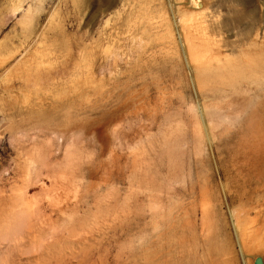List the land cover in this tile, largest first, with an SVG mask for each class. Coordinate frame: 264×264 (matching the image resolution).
I'll use <instances>...</instances> for the list:
<instances>
[{"label":"rangeland","instance_id":"374dc122","mask_svg":"<svg viewBox=\"0 0 264 264\" xmlns=\"http://www.w3.org/2000/svg\"><path fill=\"white\" fill-rule=\"evenodd\" d=\"M263 155L264 0H0V264L264 261Z\"/></svg>","mask_w":264,"mask_h":264},{"label":"bare ground","instance_id":"6f19581e","mask_svg":"<svg viewBox=\"0 0 264 264\" xmlns=\"http://www.w3.org/2000/svg\"><path fill=\"white\" fill-rule=\"evenodd\" d=\"M197 3V2H196ZM202 3V2H201ZM204 5V4H203ZM203 8L204 7H206L205 5L204 6H202ZM194 8V7H193ZM189 9H190V7H189ZM196 9V8H195ZM197 10V9H196ZM201 10H203L202 8H200L199 9V11H201ZM192 10H190V12H191ZM195 11V10H194ZM193 11V12H194ZM198 11V10H197ZM198 13H201V12H198ZM190 14H192V13H190ZM202 14V13H201ZM200 14V15H201ZM194 15H196V12H195V14H192V19L191 20H187V22L186 23H189V21L190 22H192V20H193V18L195 19V17L197 16H200L199 14H197L195 17H193ZM202 17L204 16V15H201ZM196 17V21L195 20H193V22H194V24H191V27L193 28V29H196V31H194L193 32V29L191 28L190 29V24H188L189 25V27H188V25L186 24V23H184V25L186 26L187 25V27H186V30H187V28L188 29H190L191 31H189V30H187L188 32H191V34L190 35H186V39H184V40H186V43H183V44H187L188 46H189V53H188V51H186L189 55V58H191V60H192V62H201L200 60V58H201V56L203 55V49L205 48V49H207V47H209L210 46V44L212 43V41H211V37H210V32H212V31H214V30H217V28L215 29V27H217V23L215 24L213 21H211V20H209V19H205L204 17V19H201L202 17H200V18H197ZM209 20V21H208ZM184 22H185V19L183 20ZM216 22V21H215ZM182 23V22H181ZM194 25V26H193ZM216 25V26H215ZM219 25H221V24H219ZM185 26L183 27L182 26V28H184L185 29ZM197 28H196V27ZM219 28V27H218ZM170 29V28H169ZM169 29H168V31H169ZM197 29L199 30V31H197ZM221 29V28H220ZM184 31V30H183ZM182 31V32H183ZM187 31H186V33H187ZM197 32H200V35H199V33H197ZM216 31H214V32H212V33H215ZM185 33V34H186ZM192 33L194 34V36H197V35H199L198 37H196L197 39H194V36L192 35ZM217 33H218V31H217ZM169 34H171V33H169ZM188 34V33H187ZM196 34V35H195ZM210 34V35H209ZM181 35H183V34H181ZM191 35L193 36L192 38H191ZM184 36V35H183ZM190 36V37H189ZM185 37V36H184ZM215 40V39H214ZM185 42V41H184ZM213 42H215V41H213ZM216 43V42H215ZM225 43V42H224ZM227 43V42H226ZM214 44V43H213ZM212 44V45H213ZM223 44V43H222ZM186 45V46H187ZM224 45H226V44H224ZM220 46V45H219ZM222 46V45H221ZM212 47H214V46H212ZM223 47H225V46H223ZM227 47V46H226ZM225 47V48H226ZM234 47V46H233ZM232 47V48H233ZM239 47V46H238ZM216 48V47H215ZM252 48V47H251ZM209 49V48H208ZM217 50H218V48H216ZM222 49H224V48H222ZM221 48H220V51L222 50ZM229 49V48H228ZM187 50H188V48H187ZM215 50V49H214ZM217 50H215V52H216V54H214V55H212V54H210L211 56H213V57H218V52H219V50H218V52H217ZM227 50V49H226ZM210 51V50H209ZM212 51V50H211ZM228 51V50H227ZM231 51V50H230ZM243 51V50H242ZM214 52V51H213ZM214 52V53H215ZM209 54V53H208ZM206 55V54H205ZM216 55V56H215ZM222 55H224L223 53L221 54V52H220V56H222ZM226 55V54H225ZM224 55V56H225ZM230 56V55H229ZM205 57V56H204ZM210 57V56H209ZM208 58V57H207ZM219 58V60H221V58L220 57H218ZM229 58V57H228ZM200 59V60H199ZM210 59V58H209ZM199 60V61H198ZM203 60V59H202ZM206 60H208V59H204L201 63H204V61L206 62ZM210 60H213V58H211ZM209 61V60H208ZM244 62V61H243ZM210 63V62H209ZM196 64V63H195ZM200 64V63H199ZM198 65V64H197ZM205 73V67H200V69H199V75H203ZM247 83V82H246ZM252 85H253V83H252ZM252 85H243V86H241L240 88L241 89H246V90H244V92H246L247 94H248V98H250V97H252V96H255L254 94H256L257 95V90H256V88H254ZM256 86V85H255ZM233 100V99H232ZM235 100V99H234ZM218 101V100H217ZM234 102V101H233ZM205 103V102H204ZM216 103V102H215ZM260 103H261V101H255L254 100V107L257 105V106H259L260 105ZM199 104V103H198ZM203 104V103H202ZM246 104V103H245ZM242 105V104H241ZM212 106V105H211ZM194 107V106H193ZM201 107V106H200ZM237 107V106H236ZM230 108H231V104H230ZM232 108H235V107H232ZM191 109V108H190ZM235 110V109H234ZM235 111H239V109H238V107L236 108V110ZM201 118H202V121H203V125H204V127H205V130H206V133H207V136L211 139L212 138V136H211V131H213L212 129V127H211V123L212 122H214L213 120H214V118H209V121H208V115H209V112H208V107L206 106V104H204V105H202V107H201ZM195 118V117H194ZM196 120V119H195ZM199 125H201L200 123H199V121H198V125L197 126H199ZM215 126V125H214ZM202 126H200L199 128H201ZM171 135V134H170ZM169 135V136H170ZM212 141H213V138H212ZM148 151V150H147ZM170 154H171V152H170ZM174 164V163H173ZM170 166V165H169ZM262 166H264V155L262 156V158H261V160L260 161H258L257 163L255 162V163H253V170L255 169V168H258V170H260L261 169V167ZM178 169V168H177ZM175 172V171H174ZM181 173V172H180ZM256 179L254 180V182L252 181V182H249L247 185L248 186H252L251 187V189L250 190H245V192H243L242 194H239V195H236V196H231L230 198H231V200L232 201H237V200H240V199H242V198H245V197H247L248 196V198L250 199V200H254V196H250V193L251 192H254V193H257L258 192V190H257V188H254V187H256V186H259V187H261L260 185H261V181L263 180V178H264V175L263 174H261V171H260V175H258V176H254ZM147 183V182H146ZM256 185V186H255ZM191 188H188V189H186V190H184V192L182 193V196H184V197H188V198H194L195 197V195H196V186L195 185H192V186H190ZM238 188H240V187H238ZM254 188V189H253ZM263 188H264V185H263ZM209 189V188H208ZM257 191H256V190ZM203 191V190H202ZM200 192L201 194L202 193H204L205 194V190L203 191V192ZM260 191H261V189H260ZM201 195V196H205V195ZM146 195H147V193H146ZM174 195V194H173ZM173 195H171V196H173ZM149 196H151L152 197V199L153 200H158V197H157V195H156V193H151V194H149ZM148 196V197H149ZM171 196H169L167 199H166V201H172V200H175V198H174V196H173V198L174 199H172V197ZM150 197V198H151ZM150 198H148V199H150ZM159 198H160V195H159ZM210 199V198H209ZM261 199V198H260ZM147 200V199H146ZM161 200V198L159 199V201ZM163 200V199H162ZM207 200H208V198H207ZM262 200V199H261ZM148 201V200H147ZM202 201L204 202V199H202ZM207 202V201H206ZM172 203H174V202H172ZM209 204V202H207V204L206 203H203L202 205H201V213H202V223L203 222H205L206 221V219L207 218H210V216H209V209L210 208H208V206H210V205H208ZM254 205V204H253ZM261 205H264V200H263V202H262V204ZM158 206V205H157ZM196 206V205H195ZM258 206H260V205H258ZM248 209V208H247ZM153 210V209H152ZM251 210V209H250ZM234 211L235 210H231V217H232V219H233V223H234V225L235 226H237L236 225V221H234L235 219L234 218H236V213H234ZM248 211V210H247ZM246 211V212H247ZM258 212V211H257ZM248 213V212H247ZM263 213H264V211H263ZM169 214H173V212H172V210L170 211V213ZM242 214V213H241ZM259 214V213H258ZM189 215V214H188ZM256 215H257V213H256ZM242 217V216H241ZM255 217V216H254ZM211 219V218H210ZM238 219V218H237ZM187 220H189V218L187 219ZM208 220V219H207ZM191 221V220H190ZM240 221V220H239ZM247 221H248V219H247ZM238 222V221H237ZM262 222H264V221H262ZM205 224V223H204ZM242 225V224H241ZM205 226V225H204ZM209 227V226H208ZM242 227V226H241ZM236 228H238V226L236 227ZM239 229L241 230L242 228H240L239 227ZM257 230V229H256ZM238 231V230H237ZM258 231H259V229H258ZM257 231V232H258ZM262 231V230H261ZM206 232V231H205ZM254 232V231H253ZM194 233H195V231H194ZM237 234V233H236ZM241 234V233H240ZM243 235V234H242ZM237 238H238V242H239V244H240V249H241V251L242 252H244L245 251V248L247 247L246 245L247 244H245L244 245V243L239 239V236L237 235ZM264 243V242H263ZM257 244H259V243H257ZM262 244V243H261ZM256 248H258V247H256Z\"/></svg>","mask_w":264,"mask_h":264},{"label":"water","instance_id":"95a60500","mask_svg":"<svg viewBox=\"0 0 264 264\" xmlns=\"http://www.w3.org/2000/svg\"><path fill=\"white\" fill-rule=\"evenodd\" d=\"M255 264H264L263 258L261 256H258L255 259Z\"/></svg>","mask_w":264,"mask_h":264}]
</instances>
